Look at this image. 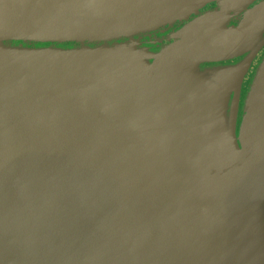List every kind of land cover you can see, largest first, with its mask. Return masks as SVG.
<instances>
[{
	"label": "water",
	"instance_id": "95a60500",
	"mask_svg": "<svg viewBox=\"0 0 264 264\" xmlns=\"http://www.w3.org/2000/svg\"><path fill=\"white\" fill-rule=\"evenodd\" d=\"M208 1L0 0V264H264V5L166 37Z\"/></svg>",
	"mask_w": 264,
	"mask_h": 264
},
{
	"label": "flooded vegetation",
	"instance_id": "af4514ba",
	"mask_svg": "<svg viewBox=\"0 0 264 264\" xmlns=\"http://www.w3.org/2000/svg\"><path fill=\"white\" fill-rule=\"evenodd\" d=\"M264 5V0H211L205 3L196 14H192L187 17L185 20L177 21L171 25H166L161 28L164 32H167V36L172 35L175 31L181 29L184 26H188L191 22L195 21L199 18H205L210 14L218 13L219 27L220 29H237L245 20V17L256 8ZM214 24V21H213ZM258 45L251 52L253 54L252 63L242 81V93H247L248 88L250 86L252 75L255 72V69L258 63L264 57V31L261 34V39ZM170 42H173L172 39ZM169 42L164 41L163 45H167ZM252 54H248L246 56H232L230 59L226 60L225 65H236L240 61L244 60L248 56L250 57ZM209 66L208 64H204L203 67Z\"/></svg>",
	"mask_w": 264,
	"mask_h": 264
}]
</instances>
